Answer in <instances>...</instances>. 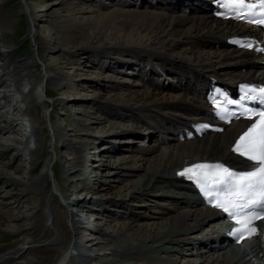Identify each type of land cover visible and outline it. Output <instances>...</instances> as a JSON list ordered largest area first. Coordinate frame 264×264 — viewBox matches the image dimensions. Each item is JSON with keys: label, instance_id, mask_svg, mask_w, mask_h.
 <instances>
[{"label": "bare ground", "instance_id": "1", "mask_svg": "<svg viewBox=\"0 0 264 264\" xmlns=\"http://www.w3.org/2000/svg\"><path fill=\"white\" fill-rule=\"evenodd\" d=\"M156 1L121 0L123 9L106 14L74 6L63 16L48 10V3L30 6L28 0H17V8H12L13 0H0V188L5 185L19 205H33L31 215L16 212L6 199L8 194L0 193V264H88L90 260L96 264H179V255L193 254L200 245L207 248L199 249V255L208 264H264V237L234 245L214 225L200 232L206 222L216 221L217 212L202 205L190 184L175 174L193 160L238 159L229 146L245 121H232L220 131L205 130L201 135L190 124L209 115L203 97L209 76L225 82L264 79L257 54L225 44L224 37L264 36L254 26L213 16L208 0ZM149 5H158V11L148 10ZM193 9H200L199 13ZM88 12L93 16L80 19ZM40 13L53 24L30 26ZM20 20L26 21L24 30L33 48L30 56L22 58L14 55L12 42ZM200 39L211 50L203 48ZM56 53L59 56L46 63L49 54ZM79 55L101 68L99 81L110 84L108 101H100V109L93 103L99 94L89 98L78 75H64L65 65L72 64L74 69L77 62L73 58ZM125 69L132 77L122 82L130 83L111 84V73L120 75ZM62 100L96 106L87 116L91 125L80 122V129L75 130L57 123L49 108ZM105 105L121 112L111 114L112 110L101 109ZM136 129L147 142L139 144L144 148L140 151L134 145L128 155L109 160L105 155L110 150L103 142L106 137L126 138L123 142L130 145L126 134ZM97 139H101L102 157L92 167L107 168L95 174L97 179L111 175L114 179L107 182H119L124 175L138 174L139 169L142 173L131 177L125 187L131 188L134 197L137 193L138 200L115 204L123 214L113 216L107 233L99 229L101 239L93 234L86 244L90 248H84L80 241L86 221L72 207L92 210L93 204L85 196L70 197L65 189L69 180L59 175L61 169L70 173L71 180L79 175L85 166L83 152ZM60 140H65L64 147L66 141L76 144L74 156H67L61 166ZM23 170H27L23 179L12 175ZM50 172L56 182L50 183ZM83 187L91 188L86 182ZM107 187L100 188L102 199ZM166 204L169 211L163 208ZM145 211L156 215L140 223ZM97 245L109 248L94 252ZM202 258L194 263L201 264Z\"/></svg>", "mask_w": 264, "mask_h": 264}, {"label": "rangeland", "instance_id": "2", "mask_svg": "<svg viewBox=\"0 0 264 264\" xmlns=\"http://www.w3.org/2000/svg\"><path fill=\"white\" fill-rule=\"evenodd\" d=\"M120 1L121 0H118V1H116V0H28L30 6H36V5L41 4V3H48V7H47L48 10L51 9L50 11L53 12L54 15H63V16H65L66 14L69 13V11L67 10L69 7H74V6L75 7H84L86 9L90 8L93 12H95L94 14H97V12H100L102 14H106L107 12H111L113 10L123 9L124 6L122 5V3H120ZM143 1H145V0H135V2L138 4H140V2H143ZM149 1L151 3H157L156 0H154V1L149 0ZM120 5H122V6H120ZM157 6L158 5H156V6L149 5L146 8L147 9L149 8L148 10L158 11ZM11 7L17 8V0H13V2H11ZM129 7L133 8V9L135 8L133 5H129ZM193 10H197V9H193ZM199 10L200 9H198L196 12L199 13ZM92 14L88 12L85 16H81V17L79 16V17H80V19L85 20L87 18L92 17L93 16ZM78 15H80V14H78ZM79 17H78V19H79ZM25 22L26 21H24V20L19 21L18 27L16 29V33H15V35H13V39H12L14 55L18 56V58L28 57L33 53V48L31 47L32 43L30 42V44H29V41L27 40V37H26L27 36V28H26V30H24V26H26ZM51 24H53V23H51V22L47 23L46 22V16L41 15V13L39 16L34 18L33 21H30V26H32V27L35 26L36 28H41L43 25L49 26ZM25 42H28V46L24 45ZM199 42L201 44H203V48H205L207 50L209 49L208 46H207L208 48L206 47V43H205L204 39H200ZM209 50H211V49H209ZM58 56H59V53L51 54V55L49 54V56L47 57L46 63H51ZM68 58L69 57H66L65 60ZM73 60H74L73 61L74 63H75V61L77 62L76 67L73 69V68H71L72 64L65 65L66 69L64 71V75H71V76L78 75V78L81 79V81H82L80 84H82L84 86V93H86V96H88L89 98H93L96 93L99 94L97 101L93 102L94 105H96L97 108H99V106L101 104L100 101H105V102L108 101L106 99V96H107V93L110 89L109 88L110 84H105V82L101 83L99 81L103 75V73L101 72V68L96 67V66H94V64L89 63L90 59L86 58V56L79 55L78 57L73 58ZM94 60H97V59L95 58ZM97 70L98 71L100 70V72H98ZM190 71L193 72L191 69H190ZM88 73L91 74L89 77L90 79L88 78ZM206 73L210 74V71H206ZM194 74L196 75V73H194ZM111 75H113L112 81L110 82L111 84H112V82H115V83L119 82V83H123L124 85H126L125 83H130V82H122V80L124 78H126L127 76L129 78L132 77L130 70H126V69H125L124 73H122V74L120 73V75H119V73L118 74L117 73H111ZM132 79H134V78H132ZM167 87H168V84H167ZM74 88H75V91H77V89L79 88V85H77V83H76ZM58 97H60V95H58ZM97 104H99V105H97ZM96 106L87 107L86 105H82V104H70V103H67L64 100H62V101H59L58 103H56L55 105H53L52 107H50L49 111L53 114L54 120L57 123H61L62 125H65L66 127H69L70 129L77 130V129H80L79 128L80 122H84L85 124L88 123V125L91 123V120L90 121L87 120V116H89L91 114L90 112L94 113L96 111ZM106 106L107 105H105L104 108H101V109L112 110L111 114L116 113V112H118V113L121 112L120 109L116 110L117 107L105 108ZM83 108H88V109H86V110H88V112H84V111L81 113H80V111L78 112L79 109H83ZM123 109L125 110L126 107ZM109 110H108V112H109ZM36 111H38V113H39L40 109L36 108ZM125 111H129V110H125ZM103 115H105V114H103ZM104 122H105V119H104ZM16 123H20V122L16 121ZM17 127H19V124ZM128 131H130V132H128L126 135L130 136L129 138H131V142L129 141L130 145L128 143H125L127 141L126 138L113 139L112 135L106 137V139L103 141L104 145H106V147L108 146V149L110 150L105 155L109 158V160H114V158H118V157L128 155V153H131L130 147H132L134 145H135V148L140 150V151H141V149L144 148V147L139 145L140 143H144V144L147 143L146 140H144V142L142 141V136L140 135L141 131H140V133H139L138 129L134 130V132H132V130H128ZM136 133H138V134L135 135ZM45 136H46V130L44 129V137ZM63 141H65V140H60V144H59V149L62 150V157L60 156V160H59L60 166L62 163H65V161L67 160L66 159L67 156L73 157L74 154L76 153V144L71 145L69 143V141H66L65 143H67V144L65 145L66 147H64ZM123 141H125V142H123ZM100 149H101V139H97V140L93 141L90 149L83 152L85 166L83 168V171L80 172V174L77 175L73 180H71V178H70V173H67L68 171H63L60 168L61 170H60L59 179L61 177L62 179L66 178L67 180H69L65 185L66 186L65 189H66V191H68L69 196L72 197L73 199L76 197L82 198L85 196L87 203L90 205L93 204L92 210H89L88 208H81L80 209L78 206L72 207V209H74V213L78 214L77 215L78 217L81 216V218L84 219V221H86V225H84V227L82 226V229H81L82 233L84 232V236L82 237V241H80V242H82L81 244H82V246H84V248H86V247L90 248L86 244L90 243L91 237L93 234H94V237H96L95 238L96 240L101 239L102 233L99 231V229L100 230L101 229L106 230V233H107L108 226H109L113 216L117 217V215L121 216L123 214V212L121 210H118V208L114 207L115 204H130V203L133 204L138 200L137 193H135L136 197H134L131 194L132 192H130L131 188L130 187L125 188V187L127 186L126 184L129 183L130 178L132 177L134 179L136 175H138V174L140 175L142 173V170L139 169L138 174H134V175L130 174L131 177L125 176V175L123 176V174L121 173L122 174L121 177L123 176L122 177L123 180L119 181V182H117V181H108L107 182L106 180L114 179V177L111 175H108V176L106 175V177L104 176V177H102L101 180H99L95 177V174L98 173V175H100L102 172L107 171L106 167H103V168L97 167V166L92 167V164L101 162V161H99L100 157H102L99 155L101 153ZM136 155H139V152H136ZM26 172H27V170H23L20 173L13 171L12 175L14 177L23 179V177L27 176ZM78 176H80L81 179L82 178H88V177L89 178H88V180L87 179L81 180V179H79ZM50 178H51L50 183L56 182V179H55L52 172H50ZM85 182L88 183V186L91 188L84 189L83 186L85 185ZM103 185L108 186L107 187L108 190L105 189L106 192H104L105 194L103 196V198L105 200L102 199V197H101L102 193L100 191V188ZM121 187H122V189H121ZM0 191H1L0 192L1 194H8L6 199H8V201L10 202V204L12 205V207L14 208V210L16 212L19 211L23 214L31 215L32 210H33L32 209L33 205L31 203L28 202V203H23L22 205H19V203L15 202V199L12 198V196H11L12 192H10L6 188L5 185L3 188H0ZM112 199H114V202H110ZM159 207H161L160 204H159ZM163 208H164V210L167 209L166 211L170 210V208L168 207L167 204L164 205ZM112 209L116 210V213H115V211H112V213H111L110 210H112ZM145 212H144V215H142V216L140 215L141 216L140 217L141 218L140 223H148V222L152 221L154 216L156 215V213L151 214V211L150 212L145 211ZM107 222H108V224H107ZM210 223H212V222H208V223L204 224V226L201 227L200 232H202L203 229L207 230V227L210 225ZM2 229H4V227ZM186 245H189V244H186ZM100 247L101 246H99V245H97V247L95 246L94 252H99V251L103 252L104 250H106V248H109V245L103 246V247H105L104 249L102 247H101L102 248L101 249ZM204 248H206V247L200 245L196 249L197 253L194 252L193 254H190L189 252H187L185 254H182L181 256L179 255L177 257L178 263L179 264H189V263L195 264L194 261L199 262L200 259L202 258L199 255V249L201 250ZM192 251H194V250H192ZM202 259L204 260L205 257H203ZM206 263L208 264V262L206 260L201 262V264H206ZM88 264H96V261L90 260V262Z\"/></svg>", "mask_w": 264, "mask_h": 264}, {"label": "snow or ice", "instance_id": "3", "mask_svg": "<svg viewBox=\"0 0 264 264\" xmlns=\"http://www.w3.org/2000/svg\"><path fill=\"white\" fill-rule=\"evenodd\" d=\"M261 127H264V125H261ZM253 131H254V129H253ZM247 136H250V135H252V132H249V133H247L246 134ZM262 143H264V140H262ZM237 150H239V148H237ZM252 157H250V159H251ZM229 175H231L230 173H229ZM256 175H264V167H262L261 169H260V173H256V172H253V173H251V174H249V175H244V174H241L239 177H237V179H239V180H241V181H243V180H251L254 176H256ZM225 211H228V209L227 208H225Z\"/></svg>", "mask_w": 264, "mask_h": 264}]
</instances>
